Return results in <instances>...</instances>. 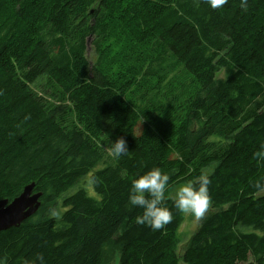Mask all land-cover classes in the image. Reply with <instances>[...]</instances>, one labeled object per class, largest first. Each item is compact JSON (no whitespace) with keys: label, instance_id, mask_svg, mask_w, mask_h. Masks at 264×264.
<instances>
[{"label":"trees","instance_id":"trees-1","mask_svg":"<svg viewBox=\"0 0 264 264\" xmlns=\"http://www.w3.org/2000/svg\"><path fill=\"white\" fill-rule=\"evenodd\" d=\"M155 167L174 214L160 231L128 202ZM205 174L181 255L170 190ZM32 182L42 205L0 231V264H264V0H0V199Z\"/></svg>","mask_w":264,"mask_h":264},{"label":"clouds","instance_id":"clouds-1","mask_svg":"<svg viewBox=\"0 0 264 264\" xmlns=\"http://www.w3.org/2000/svg\"><path fill=\"white\" fill-rule=\"evenodd\" d=\"M228 0H207L213 9L226 4ZM241 7H247V0H240ZM129 152L123 138L112 143L109 155L119 160ZM170 177L160 168L155 167L139 175L131 182L128 202L135 208L142 209V215L136 217V223L147 226L153 231H160L174 220V214L166 204V193L169 188ZM212 179L209 175H202L196 182H188L180 186L174 197V207L181 213L202 220L211 205L209 186ZM40 264H44L43 257L38 256Z\"/></svg>","mask_w":264,"mask_h":264},{"label":"water","instance_id":"water-1","mask_svg":"<svg viewBox=\"0 0 264 264\" xmlns=\"http://www.w3.org/2000/svg\"><path fill=\"white\" fill-rule=\"evenodd\" d=\"M35 185L27 184L13 200L0 199V231L19 227L39 210L43 192L35 191Z\"/></svg>","mask_w":264,"mask_h":264},{"label":"rangeland","instance_id":"rangeland-1","mask_svg":"<svg viewBox=\"0 0 264 264\" xmlns=\"http://www.w3.org/2000/svg\"><path fill=\"white\" fill-rule=\"evenodd\" d=\"M115 40V39H114ZM128 43H127V40L126 38H122L121 40H119V42L115 43L114 45V48H113V51L112 53H114L115 56H118L122 53H120L121 51H126V47H127ZM88 55H89V58L91 61H96L97 58H98V55L96 54V52H94V47L91 46V41L89 42V46H88ZM109 58H110V55H109ZM108 58V59H109ZM109 64H114V63H109ZM116 69H118V66L117 64H114L113 65V71H116ZM225 70H222L218 73V77L219 78H225ZM185 83V80L183 78H180L178 80H176V86L178 88V91L181 90V87L183 88V84ZM185 92V90H184ZM217 165V163H214V164H211L210 166H208L206 169H205V173H210L212 172V170L215 168V166ZM188 182H184L182 184H179L175 187H173L171 190H170V195L171 197H175V192L176 190L184 185V184H187ZM259 194H264V190L261 191ZM200 224V220H196L195 218L193 217H190L188 215H185V221L183 222L181 228H180V235L182 236V242L179 246V253L182 255L185 250H186V244L189 240V238L191 237V235L197 230L198 226ZM119 260H118V254L116 252V254H114V260L111 261L110 264H118ZM247 263L246 264H251V262L253 263L254 260L252 258V256L249 257V260L246 261ZM180 264H185L184 262H180Z\"/></svg>","mask_w":264,"mask_h":264},{"label":"bare ground","instance_id":"bare-ground-1","mask_svg":"<svg viewBox=\"0 0 264 264\" xmlns=\"http://www.w3.org/2000/svg\"><path fill=\"white\" fill-rule=\"evenodd\" d=\"M161 76H162V74H161ZM163 77H164V75H163ZM163 85V84H162ZM149 92V91H148ZM157 95V94H156ZM155 96V95H154ZM157 97V96H156ZM204 233V232H203ZM201 234V233H200ZM201 237V236H200Z\"/></svg>","mask_w":264,"mask_h":264}]
</instances>
